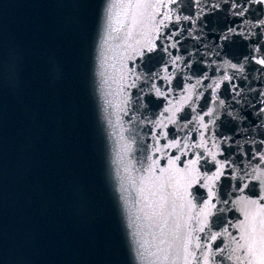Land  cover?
Here are the masks:
<instances>
[{"label":"water","instance_id":"water-1","mask_svg":"<svg viewBox=\"0 0 264 264\" xmlns=\"http://www.w3.org/2000/svg\"><path fill=\"white\" fill-rule=\"evenodd\" d=\"M143 2L0 0V264H184L179 238L197 226L208 196L207 182L188 185L212 165L202 160L199 172L189 176L180 171L187 157L184 165L169 168L168 159L180 153L156 149L172 137L191 143L180 129L196 115L193 107L201 115L215 110V124L205 135L235 161L233 174L252 171L251 152H245L254 151L252 140L264 136V112L257 110L264 108V97L257 95L264 93V72L255 71L260 66L254 62L234 72L229 64L247 51L248 41L235 37L228 56L218 57V35L226 25L246 32L264 28L257 29L251 15L245 22L233 17L231 0H200L202 11L183 0L179 19L173 12L175 22L165 20L167 27L159 29L168 39L157 40L160 18L151 17L168 9L150 0L156 7L136 10L145 14L133 22L128 5ZM251 40L249 47L264 46V36ZM148 41L175 45L152 53L145 67L154 66L159 79L150 81L138 58ZM224 74L234 80L224 81ZM217 83L218 92L206 87ZM190 85L197 88L184 91ZM157 88L167 94L158 96ZM197 92L204 97L197 99ZM188 95L190 105L184 103ZM209 95L224 104L209 103ZM166 116L177 122L170 124ZM195 128L191 135L199 141L203 129L199 123ZM157 132L168 137L158 140ZM221 183L215 202L225 212L210 218L211 231L232 222L221 238L228 252L216 256L221 240L205 241L206 233L194 232L193 243L197 237L207 243L206 251L216 257L210 264H233L235 255L233 261L226 255L236 247L232 235H238L235 226L244 215L242 205L221 201H258L247 210L259 226L264 184ZM236 183L248 187L239 192L230 186ZM189 192L199 195L193 199Z\"/></svg>","mask_w":264,"mask_h":264},{"label":"snow or ice","instance_id":"snow-or-ice-1","mask_svg":"<svg viewBox=\"0 0 264 264\" xmlns=\"http://www.w3.org/2000/svg\"><path fill=\"white\" fill-rule=\"evenodd\" d=\"M161 8L168 9V14L165 15L163 11L156 12L155 15H152V19L155 20L157 17L160 18V23L157 25V40H167L168 36L164 33L160 32L159 29L161 27H167L165 20L169 22H175L172 20V13H177V20L179 19V15L184 12L183 0H159ZM207 2V0H206ZM200 0H192V3L189 7L195 6L197 11H202L199 8ZM256 6V12L260 13V16H256V12L252 11V6ZM129 9L133 10L131 15L133 22L136 21L137 15H144L145 13H137L136 10L139 9H153L156 7L155 4L151 3L150 0H144L143 3L129 4ZM231 9V15L233 17L239 16L241 18V22H245L246 18L251 15L257 21V29L264 28V0H231V3L228 5ZM215 10V6H213V11ZM205 17L207 13L204 14ZM183 19L185 21L190 19L189 15H184ZM235 23V21H233ZM168 35H172L171 33ZM252 35L264 36V32L256 31H245L243 28H234L231 26H225L218 35V51L217 56H228V49L236 43L235 37L239 36L243 40L248 41V45L253 44L254 41L251 40ZM245 45L247 51L239 54L240 59L237 60L236 63H230L229 67L233 69L234 72H242L245 64L249 62H254L259 65V69L255 71L264 72V46H258L255 48L249 47ZM175 45H168L166 43H162L159 46L152 41H148L142 50L139 52V60L140 67L142 69L144 78L146 81H150L153 78L159 79L158 73L155 71V67H145L146 64H150L152 60V53L157 51L168 52L169 48H174ZM170 54V53H169ZM178 59V58H177ZM175 62V61H173ZM224 81H233L234 77L229 76L227 74L223 75ZM199 83V82H198ZM155 87V85H153ZM211 92H218L221 85L219 83L208 84L206 86ZM233 91L236 90V85L233 83L232 85ZM197 88V85H190L189 89H185L186 92H191L192 89ZM158 96L166 95L167 93H161L160 89L157 88ZM258 96L264 97V93H257ZM204 97V93L197 92L196 98L200 99ZM209 103H219L220 105L224 104L223 100H216L211 95L208 96ZM193 96L188 95L184 103L192 104ZM262 103H264V99H262ZM255 107V105H254ZM192 112L196 113V115L192 116L191 119L187 121V123L183 126L180 131H184L185 135H189L191 138V143L185 142L183 138L177 139L176 137H172L168 141V143L163 144L161 148H157L156 151H163L166 149H176L180 155H173L167 161L169 168H174L177 165V162L184 165V160L182 157H187V164L185 168H182L181 172H187L189 176L193 173L199 172V165L203 160L204 163L211 164L212 169L211 175L208 174V171L198 175L194 180L189 183L188 187L192 188L194 186L205 187L207 182L208 188V196L204 201L203 207L198 210V214L196 216V224L197 226L189 232L186 236L180 237V249L184 254V264H192L193 260L196 261V264H210V261L215 260V256L212 255L211 251H206L207 243H201V238L197 237L196 242L193 243V233H206L203 237L205 241H210L215 244L217 240H221V244L216 245V256L224 257V254L228 252V245H224L222 241V237L224 233L228 232V229L233 227L231 221H228L227 226L223 229V231H216L213 233L211 231L213 222L211 221V217L216 214V212L223 213L225 212V208H217L216 200L219 196V191L224 185L221 183L222 181H244V180H255L258 183L264 184V136H261L259 141L253 139L252 144L256 145L254 151L251 149L246 150L245 155H248V152H251L249 158V167L252 168V171L249 172L246 168L241 169L240 175L233 174L232 165L235 161H230L228 156L225 155V152L221 150L220 146L212 143L209 144V141L212 139V136H206V132H211L210 125L215 124V119H212L215 115V110L209 108L207 111H204L201 115L200 112L197 111V108L193 107ZM258 112H264V108L257 109ZM169 111L168 108L164 110L165 113ZM179 112L180 109L177 108L175 110ZM205 117H209L206 121ZM170 124H175L177 121L173 117H165ZM199 123L200 128L203 131H200L199 141H197L194 135L196 131L195 124ZM255 123V121L253 122ZM192 126V127H190ZM163 127L167 128V125H163ZM163 135L165 138L168 137V133H160L157 132L156 136L159 140L160 136ZM219 137H223V134H218ZM229 140L231 138H228ZM222 142H225L222 139ZM194 149H200L201 151H193ZM231 154V153H229ZM218 156H222L223 159H218ZM256 161L255 166L252 165V162ZM166 168H161L160 171H166ZM235 188L236 191L243 192L248 184L244 183L241 186L240 183H236L235 185H230ZM195 199L199 193H188ZM259 201H264V196L259 197ZM223 205H228L229 203L242 205L241 211L244 215V220L237 228L238 235H232V241H234L236 247L231 249V254L226 255V259L229 261H233V256L235 255V260L233 264H264V219H261L259 222V226H257L255 222V216L251 212L247 210L248 206L251 204H256L258 201H245L242 198L240 199H232L224 198L222 201ZM215 210V212L213 211ZM232 209H229L231 211ZM206 230H208L206 232ZM231 235V234H230ZM195 248L197 251H192L191 249ZM239 253V255H236ZM191 257V259H189Z\"/></svg>","mask_w":264,"mask_h":264}]
</instances>
